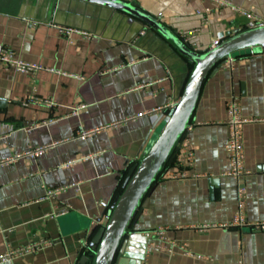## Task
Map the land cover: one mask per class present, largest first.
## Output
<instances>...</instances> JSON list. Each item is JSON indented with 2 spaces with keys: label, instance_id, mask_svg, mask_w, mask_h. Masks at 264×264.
<instances>
[{
  "label": "crops",
  "instance_id": "1",
  "mask_svg": "<svg viewBox=\"0 0 264 264\" xmlns=\"http://www.w3.org/2000/svg\"><path fill=\"white\" fill-rule=\"evenodd\" d=\"M119 1L137 4L176 35L196 30L198 51L223 32L247 30L244 16L211 0ZM229 1L264 19V0ZM0 44L44 68L31 75L0 65V161L56 142L0 165V255L52 241L0 264H77L195 62L136 16L89 0H0ZM199 92L188 123L194 164L173 180L157 175L128 231L165 230L134 238L147 245L143 264H264V51L238 55L232 70L208 74ZM34 97L51 106L27 104ZM232 97L251 120L243 124L248 174L240 181L250 226L231 224L240 185L222 176L230 168L224 144ZM140 245L129 242L125 255L135 257Z\"/></svg>",
  "mask_w": 264,
  "mask_h": 264
},
{
  "label": "water",
  "instance_id": "2",
  "mask_svg": "<svg viewBox=\"0 0 264 264\" xmlns=\"http://www.w3.org/2000/svg\"><path fill=\"white\" fill-rule=\"evenodd\" d=\"M120 9L136 16L146 25L153 27L166 39L172 41L179 52L194 60L195 66L190 73L181 98L165 116L157 117L155 135L144 156L126 172L122 191L116 196L109 218L105 225H95L89 233V241L84 245L85 252L77 264H139V261L125 255L128 244L129 225L140 215V203L143 195L152 191L156 174L167 162L173 152L175 142L186 130L193 114L200 89L208 74L220 67L225 56L237 58L238 55L264 51V26L240 31L230 35L229 31L218 35L221 40L212 47L198 51L184 43L176 34L168 30L154 15L148 14L137 4H128L119 0H89ZM224 36H228L224 38ZM174 157L170 158L172 162ZM128 257V258H127Z\"/></svg>",
  "mask_w": 264,
  "mask_h": 264
},
{
  "label": "built area",
  "instance_id": "3",
  "mask_svg": "<svg viewBox=\"0 0 264 264\" xmlns=\"http://www.w3.org/2000/svg\"><path fill=\"white\" fill-rule=\"evenodd\" d=\"M214 2L215 6H217V9L220 10L222 7H230L235 13H239L242 16H244L247 20L246 28L248 29H254L258 26H264V19L258 17L255 13H252L251 11L247 10L246 8L239 6V5H233L229 0H211ZM65 33H70L72 31L79 32V30L66 28L63 29ZM83 36L87 38H91V34L84 31L82 32ZM178 38L181 39L184 43H188L191 45V47L196 50L195 48V41L194 39L197 36V31L193 29H186V31H182L178 33ZM235 57L232 56H225L221 62L220 67L232 70L235 62ZM0 65H2L6 69H12L15 72H21V73H27V74H35L37 71L44 69L43 66L37 62H28L25 61L19 57H15L14 53L7 48H5L2 44H0ZM29 103H39L46 106H51L52 101L44 98H37L34 97L28 101ZM177 101H171L165 106L164 110H167V112L171 111V108H173L176 105ZM83 107V106H80ZM227 117L225 120L226 125L229 127V135L227 140L224 144V149L226 150L228 154V158L230 160V168L222 173V176H229L234 178L240 185V181L242 179V176L248 174V171L244 167V153H243V124L246 122L251 121L250 119L244 118L241 114V108H239V102L236 98L232 97L227 101ZM186 130L179 136L177 141L175 142L174 147V157L172 162L165 163L162 167L161 172L158 174L164 179H175L179 176H186V169L190 168L194 164V150L189 144V138L188 133L193 128L191 125L186 126ZM87 133V132H86ZM86 133H83L86 135ZM56 144V142H52V144L44 145V146H35L33 149H29L25 151L24 153H19L17 156L14 157H8L4 160L0 161V165L7 164L11 162L12 160L18 158V156L24 155V156H30L34 157L37 154L43 153L48 148H51L52 145ZM175 168H178L181 170L180 172L176 171ZM194 176H199L198 174H195ZM59 189L54 190H48L46 194L48 196L54 195L56 191ZM238 194V204L236 213L234 215L233 222L231 224L233 225H247L250 226L246 220H245V211H244V203H245V188L243 186H239L237 189ZM258 228L259 226H255ZM150 233L160 234L163 235L165 233L164 229H158L152 231H141V232H135L130 231L128 243L133 241L136 244H141L137 247L136 251L137 254H135V257L132 258L139 261V264H143L142 260L145 258V254L147 251V245L145 241L139 242L134 239L135 237H138L141 239L142 237H149ZM52 244V241L46 238H41L37 242H33L30 244H27L25 246H21L20 248L8 250L3 255H0V263H4L5 261L13 260L16 257H20L21 255H27L33 252H36L39 248L49 246ZM87 242H85L84 245H86ZM127 246V245H126Z\"/></svg>",
  "mask_w": 264,
  "mask_h": 264
},
{
  "label": "trees",
  "instance_id": "4",
  "mask_svg": "<svg viewBox=\"0 0 264 264\" xmlns=\"http://www.w3.org/2000/svg\"><path fill=\"white\" fill-rule=\"evenodd\" d=\"M173 154H174V150H173L172 154L170 155V157L168 158V160H167L166 163H170V162H171V161H170V158L173 156ZM161 170H162V168L157 172L156 177H157V175L161 172Z\"/></svg>",
  "mask_w": 264,
  "mask_h": 264
}]
</instances>
